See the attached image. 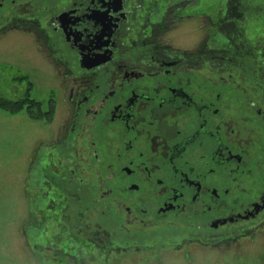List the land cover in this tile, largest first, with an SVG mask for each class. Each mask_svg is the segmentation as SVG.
I'll use <instances>...</instances> for the list:
<instances>
[{"label": "flooded vegetation", "instance_id": "obj_1", "mask_svg": "<svg viewBox=\"0 0 264 264\" xmlns=\"http://www.w3.org/2000/svg\"><path fill=\"white\" fill-rule=\"evenodd\" d=\"M183 1L157 0L159 14L147 0H0V37L32 36L65 89L63 106L53 95L42 109L51 129L30 170L38 222L50 205L76 230L42 247L45 261L112 264L134 251L150 263L264 232V73L248 72L256 50L243 47L251 9L221 0L209 13L194 0L218 38L176 48L165 37L194 3Z\"/></svg>", "mask_w": 264, "mask_h": 264}, {"label": "rangeland", "instance_id": "obj_2", "mask_svg": "<svg viewBox=\"0 0 264 264\" xmlns=\"http://www.w3.org/2000/svg\"><path fill=\"white\" fill-rule=\"evenodd\" d=\"M147 1L152 2L150 8L154 7L153 12L161 13L162 9L155 8L159 4L157 0ZM175 1L182 4L187 2ZM196 1L193 0L194 3L186 11L183 9L184 19H177L170 23L165 41L173 47L190 49L200 45L209 35L207 31L210 27L205 22V14L199 15ZM203 1L206 7L201 8L211 13L216 10L212 4H218L221 0ZM238 1L251 9L252 16L248 18L246 32H244L248 43L243 47L247 52L251 49L256 50L255 67L251 66L253 69H249L248 72L257 76L264 73V0ZM188 14L193 16H186ZM17 36L16 38L12 35L0 37V92L3 91L14 97L23 93L27 94L28 83L18 72L22 71L27 74L33 84L31 97L42 104V109H47L49 98L53 95L57 100V108L63 106L59 99L63 98L65 93L63 79L57 75L54 67L46 62V58V61L44 60L40 50H36L38 45L35 44L32 36L21 33ZM209 37L215 40L218 38V36L213 37L212 34ZM235 39L238 41V38ZM211 48L210 46L209 49ZM29 107V104L25 105L16 115L8 110L0 109V264H50V261L54 262L51 264H59L52 259L45 261L46 253L42 247L49 245L52 251L59 248L61 241L68 238L64 233H70V229L76 230V226L71 225L72 219L69 221L70 225H67V217L64 222L63 220L55 222L50 205L46 207V212L48 211V215L52 218L43 224L38 222V217L40 219L42 217L39 209L44 210L45 206L35 198L34 191L38 190L37 175L35 169L31 171L30 168L33 164L34 145L39 139L41 142L43 136L49 133L51 120L46 114L35 110L36 108ZM52 111L54 117L55 111L53 109ZM32 118L42 121H34ZM60 118L61 115L55 118L56 129ZM46 169L49 170V168ZM49 190L50 186L46 185L45 192ZM71 241L73 239L69 238L65 243L68 244ZM61 247L65 249V246ZM187 250L190 251L187 256L182 251L165 250L159 255L161 256L159 259L150 263L144 262L142 255H138L140 253L136 254L132 251L118 258L113 257L111 262L112 264H264V232L255 234L240 246L232 248L217 250L213 247L204 249L200 245H192ZM89 252L91 251L84 254H87L88 259L93 260ZM149 252L143 251V253Z\"/></svg>", "mask_w": 264, "mask_h": 264}, {"label": "trees", "instance_id": "obj_3", "mask_svg": "<svg viewBox=\"0 0 264 264\" xmlns=\"http://www.w3.org/2000/svg\"><path fill=\"white\" fill-rule=\"evenodd\" d=\"M28 86L29 92L26 95V101H22L21 99L16 100L11 95L12 98L9 97L7 100L5 99L0 101V109L5 111L8 110L10 113L16 115L21 109L25 107V105L29 104L30 107L36 108L35 110H38L41 114H46L42 111V104L38 100H35L33 97H31L33 84L30 80L28 82Z\"/></svg>", "mask_w": 264, "mask_h": 264}]
</instances>
